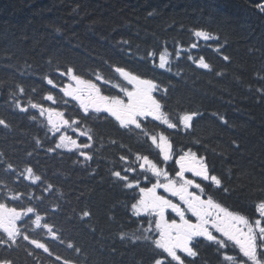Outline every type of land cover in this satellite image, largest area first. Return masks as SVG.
Listing matches in <instances>:
<instances>
[{
  "label": "trees",
  "instance_id": "1",
  "mask_svg": "<svg viewBox=\"0 0 264 264\" xmlns=\"http://www.w3.org/2000/svg\"><path fill=\"white\" fill-rule=\"evenodd\" d=\"M261 2L264 0H0V117L12 125L11 129L0 128V152L21 169L28 163L55 185L56 191L39 207L43 214L44 209L60 205L57 212L48 213V219L62 230L65 241L71 240L82 251L76 254L65 244L42 235L54 252L76 264H151L150 248L121 241L117 235L120 231L131 234L138 225L129 222L122 206L127 196L112 186L109 175L110 169L121 163L118 156L128 153L111 145L109 137L133 152L156 157L147 145L126 133H117L112 123L103 121L88 122L96 129L97 138L87 150L94 156L87 165L75 152H47L54 144L45 138L46 129L39 122L43 118L34 109L31 111L37 121L26 114L12 113L5 102L8 86L22 84L34 101L51 91L58 104L40 102L63 108L59 88L52 89L41 79L49 74L57 83H67V77L55 72L57 67L60 71L72 67L85 79L94 80L93 72L111 76L110 65L117 64L156 80L169 89L162 101L169 111L183 109L202 114L190 134L168 130L174 144L207 155L215 172L224 176L231 189L230 194L218 193L216 198L254 220L258 213L253 200L264 181V100L257 91L264 87L260 79L264 76V13L256 7ZM198 29L220 38L219 53L213 50L217 46L213 42H208L213 47L201 41L198 49H190L195 39L192 31ZM181 46L185 51L177 59L176 50ZM164 47L172 53L171 72L152 70L150 62L140 61L148 51ZM189 55L204 56L213 70L197 68L187 59ZM223 55L231 57V61H224ZM33 87L37 89L35 93L31 92ZM156 95L159 99L160 94ZM69 135L73 133L69 131ZM35 137L43 141V147L35 145ZM197 140L199 143H195ZM233 141L240 145L238 151ZM28 152H32L31 157ZM167 167L174 174L172 162ZM29 184L24 181L18 190L34 191L39 196V189ZM85 207L94 213L87 223L78 218ZM110 215H115V220H110ZM225 251L235 256L239 250L230 246ZM8 254L0 248V255ZM11 256L16 264H51L46 254L36 261L27 256L23 247ZM200 258L204 264H220L215 249L206 245L200 248Z\"/></svg>",
  "mask_w": 264,
  "mask_h": 264
},
{
  "label": "snow or ice",
  "instance_id": "2",
  "mask_svg": "<svg viewBox=\"0 0 264 264\" xmlns=\"http://www.w3.org/2000/svg\"><path fill=\"white\" fill-rule=\"evenodd\" d=\"M256 7L264 13V2L257 3ZM192 36L195 39L190 49H198L203 41L207 47H213L208 42L215 43L217 46L213 50L220 52L218 36L203 29L193 30ZM181 51H185L182 46L176 50L177 59ZM171 56L172 53L164 47L148 51L146 56L140 57V61L150 62L152 70L171 72ZM187 59L199 69L213 70V65L202 55L198 58L189 55ZM222 59L231 61L228 55H223ZM110 69L111 76L93 72V80L85 79L72 67L63 71L57 67L55 72L59 77H67V83H57L52 75H43L41 79L47 85L52 89L59 88L63 94L60 101L63 108L45 106L40 102L50 101L52 105H57V98L51 91L34 101L29 91L19 83L8 86L5 102L12 113L26 114L33 121H37L38 117L31 110L39 113V117L43 118L39 122L46 129L45 138L54 144L47 152H56L57 149L75 152L83 157L86 165L94 159L87 150L92 148L97 138V131L89 125V121L112 123L117 133H126L135 137L141 145H147L156 159L143 152H133L121 141L109 137L111 145L126 149L128 153L118 156L121 163L118 168L110 169L109 175L112 186L119 187L127 196L122 206L129 215V222L138 225L131 234L118 232V238L150 248L151 264H204L200 258L202 245L215 249L220 264H264V181L256 189L258 195L253 200V208L258 213V218L254 220L218 200L216 194L228 195L231 191L225 184L224 176L215 172L207 155H201L191 147L185 149L175 145L168 132L190 134L196 118L202 114L183 109L169 111L162 102L168 95V88L132 68L113 64ZM216 74L222 75L219 72ZM260 79L264 80V76ZM112 90H116L115 93ZM36 91L35 87L31 89L32 93ZM257 91L264 100V87ZM157 93L160 94L159 99ZM11 127L6 118L0 117V128ZM69 131L73 135H69ZM34 140L37 147H43L39 137ZM232 143L238 151L240 145L236 141ZM27 155L31 157L32 152ZM169 162H172L174 174L168 170ZM0 173H3L0 177V248L9 253L0 255V264H16L11 253L21 247L27 256L36 261L41 254H46L51 264H76L73 259L54 252L46 239L41 238L43 235L52 241H59L76 254L82 251L71 240L65 241L62 230L48 219V213L57 212L60 205L44 209L43 214L39 207L56 191L55 185L37 174L28 163L22 169L14 165L3 152H0ZM186 173H191L192 178ZM24 181L39 189L40 195H35L34 191H19L18 187ZM160 189L168 195L161 194ZM93 215L91 208L85 207L80 209L78 218L87 223ZM190 217H194L195 221ZM109 219L115 220V215H110ZM95 230L92 229L93 232ZM21 241L26 244L22 245ZM230 246L239 250L237 255L225 251ZM111 251L115 253L116 249Z\"/></svg>",
  "mask_w": 264,
  "mask_h": 264
},
{
  "label": "rangeland",
  "instance_id": "3",
  "mask_svg": "<svg viewBox=\"0 0 264 264\" xmlns=\"http://www.w3.org/2000/svg\"><path fill=\"white\" fill-rule=\"evenodd\" d=\"M162 190V189H161ZM193 221H195V220H193Z\"/></svg>",
  "mask_w": 264,
  "mask_h": 264
}]
</instances>
